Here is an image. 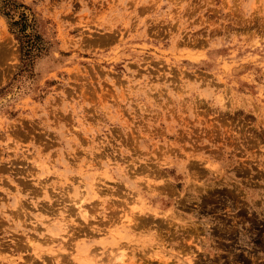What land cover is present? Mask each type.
<instances>
[{"label":"rangeland","instance_id":"374dc122","mask_svg":"<svg viewBox=\"0 0 264 264\" xmlns=\"http://www.w3.org/2000/svg\"><path fill=\"white\" fill-rule=\"evenodd\" d=\"M121 261L264 264V0H0V264Z\"/></svg>","mask_w":264,"mask_h":264},{"label":"trees","instance_id":"16d2710c","mask_svg":"<svg viewBox=\"0 0 264 264\" xmlns=\"http://www.w3.org/2000/svg\"><path fill=\"white\" fill-rule=\"evenodd\" d=\"M24 44H26V45H25V47H22V52H23V50H25L24 56H27V55H29L31 53V51L33 50V48L28 44L27 41Z\"/></svg>","mask_w":264,"mask_h":264},{"label":"bare ground","instance_id":"6f19581e","mask_svg":"<svg viewBox=\"0 0 264 264\" xmlns=\"http://www.w3.org/2000/svg\"><path fill=\"white\" fill-rule=\"evenodd\" d=\"M125 219H126V221L125 220H123V221H125L126 222V224H128V225H131L132 223H133V216H129V215H127V216H125ZM133 226V225H132ZM119 235V234H118ZM99 264V263H98ZM118 264H125V262L124 261H121L120 263H118Z\"/></svg>","mask_w":264,"mask_h":264}]
</instances>
